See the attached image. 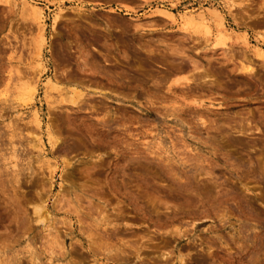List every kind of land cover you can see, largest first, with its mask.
<instances>
[{
  "label": "rangeland",
  "instance_id": "rangeland-1",
  "mask_svg": "<svg viewBox=\"0 0 264 264\" xmlns=\"http://www.w3.org/2000/svg\"><path fill=\"white\" fill-rule=\"evenodd\" d=\"M0 264H264V0H0Z\"/></svg>",
  "mask_w": 264,
  "mask_h": 264
},
{
  "label": "bare ground",
  "instance_id": "bare-ground-1",
  "mask_svg": "<svg viewBox=\"0 0 264 264\" xmlns=\"http://www.w3.org/2000/svg\"><path fill=\"white\" fill-rule=\"evenodd\" d=\"M161 14V16H166V17H170V18H173L170 14H168L167 12H161L160 13ZM40 15V12H38V15L37 16H39ZM180 18V21H182V23H183V26L184 27H187V26H195V25H197V27H203V29L204 30H206L207 31V28H206V26L204 25V22H203V20H204V16L202 15V14H198L197 16L196 15H193V14H191V15H183V16H180L179 17ZM216 21V20H215ZM216 26H217V35L215 36V42H214V47H219V46H223L224 45V43H225V41L227 40V37H226V35L224 34V24H223V20H222V18L221 17H219V16H217V24H216ZM225 50V49H224ZM261 55V54H260ZM33 78L34 77H31V79H30V84H33ZM35 84V83H34ZM33 94H34V92H33V90H29L28 92H27V95L25 94V95H23V96H21L20 97V100L22 101V104H23V102H26V100L28 99V98H30V97H33ZM76 94V93H75ZM74 94V96L76 97V98H79L80 96H81V94H76L75 95ZM65 95H68V94H65ZM73 96V97H74ZM75 97L74 98H70L69 100H70V103L71 104H74L75 103V101H76V99H75ZM66 101H67V99H65ZM64 100V101H65ZM65 101V102H66ZM67 103V102H66ZM69 103V102H68ZM76 104V103H75ZM55 139V138H54ZM67 164V166L69 165L68 163H66ZM179 257V256H178ZM183 261V260H182ZM183 263V262H182Z\"/></svg>",
  "mask_w": 264,
  "mask_h": 264
}]
</instances>
